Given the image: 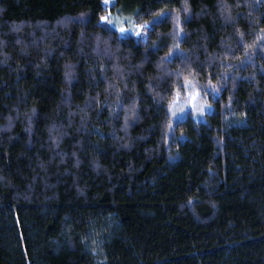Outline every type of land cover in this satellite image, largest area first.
I'll use <instances>...</instances> for the list:
<instances>
[{"label": "trees", "instance_id": "1", "mask_svg": "<svg viewBox=\"0 0 264 264\" xmlns=\"http://www.w3.org/2000/svg\"><path fill=\"white\" fill-rule=\"evenodd\" d=\"M0 264H264V0H0Z\"/></svg>", "mask_w": 264, "mask_h": 264}, {"label": "rangeland", "instance_id": "2", "mask_svg": "<svg viewBox=\"0 0 264 264\" xmlns=\"http://www.w3.org/2000/svg\"><path fill=\"white\" fill-rule=\"evenodd\" d=\"M121 24L123 25L124 23ZM199 109L203 110L200 111ZM173 112L179 120H184L191 116L195 122H203L205 116L211 112V107L201 101L199 94L195 90L189 89L184 100L178 98L175 101Z\"/></svg>", "mask_w": 264, "mask_h": 264}, {"label": "snow or ice", "instance_id": "3", "mask_svg": "<svg viewBox=\"0 0 264 264\" xmlns=\"http://www.w3.org/2000/svg\"><path fill=\"white\" fill-rule=\"evenodd\" d=\"M104 2H105V4L107 5L108 0H104ZM101 20H102V21H107L109 24H112V23H113L111 20L108 19L107 16H102V17H101ZM136 27L139 29V28H143V27H145V26H144V25H136ZM120 31H121V32H124L125 29H124L123 27H121V28H120ZM177 47H178V45H177ZM189 86H190V82H186V83L183 85V87H189ZM199 110L202 111L203 109H199Z\"/></svg>", "mask_w": 264, "mask_h": 264}]
</instances>
